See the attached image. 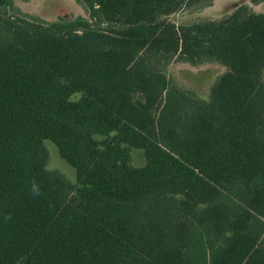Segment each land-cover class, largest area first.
I'll return each instance as SVG.
<instances>
[{"label":"trees","instance_id":"16d2710c","mask_svg":"<svg viewBox=\"0 0 264 264\" xmlns=\"http://www.w3.org/2000/svg\"><path fill=\"white\" fill-rule=\"evenodd\" d=\"M79 1L0 0V264H264V0Z\"/></svg>","mask_w":264,"mask_h":264},{"label":"rangeland","instance_id":"374dc122","mask_svg":"<svg viewBox=\"0 0 264 264\" xmlns=\"http://www.w3.org/2000/svg\"><path fill=\"white\" fill-rule=\"evenodd\" d=\"M65 4L62 6V9H59L60 15L55 13L53 6H51L50 0H16L15 7L18 8V12L25 13L29 16H34L40 19L52 20L58 19L60 16H63L64 13L69 15V18H74L76 16L85 17V9L83 6L75 2L76 0H64ZM247 2L248 0H243ZM53 2V1H52ZM248 2H251L249 0ZM219 2H215L212 6H218ZM254 4L251 7L258 8V4ZM211 8V9H212ZM210 9V10H211ZM202 10L201 12H192L187 17L186 10H183V13H180L182 18H189L190 20L198 18H207L214 16L213 11ZM226 12L225 10H223ZM178 17V16H177ZM176 16H173V20H176ZM178 22V21H177ZM225 67L221 64L211 61L203 62L196 65L189 64L187 62H173L169 65L168 74L173 78L175 82L179 85L189 88L195 91L198 95L202 97H207L208 90L211 83L215 78L224 71ZM48 151H49V168L59 169L60 171L66 173L69 179L74 180L75 173L73 168L64 161L58 154L57 148L53 142L46 140L45 141ZM145 162L144 150L141 148H132L131 149V159L130 163L133 166L143 165Z\"/></svg>","mask_w":264,"mask_h":264},{"label":"flooded vegetation","instance_id":"af4514ba","mask_svg":"<svg viewBox=\"0 0 264 264\" xmlns=\"http://www.w3.org/2000/svg\"><path fill=\"white\" fill-rule=\"evenodd\" d=\"M51 2L52 1H54V0H50ZM56 2H57V5H56V7H53V9L55 10V13H56V10H58V7H59V5L60 6H62V5H64L65 4V1L64 0H55ZM240 1H243V0H240ZM249 1V0H248ZM246 2L249 6H253L254 4H252V3H254V2H252V0H251V2ZM75 2H77L78 4H79V0H76ZM80 4H81V2H80ZM231 10V9H230ZM230 10H228V11H230ZM228 11H226V12H228Z\"/></svg>","mask_w":264,"mask_h":264},{"label":"water","instance_id":"95a60500","mask_svg":"<svg viewBox=\"0 0 264 264\" xmlns=\"http://www.w3.org/2000/svg\"><path fill=\"white\" fill-rule=\"evenodd\" d=\"M237 4H238L237 2H233V3L227 4V5H225V6L223 7V10L228 11V10H230V9H232V8H234V7H236ZM63 16H64V17H68L69 15H67L66 13H64Z\"/></svg>","mask_w":264,"mask_h":264}]
</instances>
